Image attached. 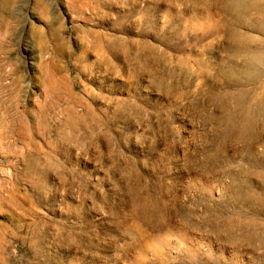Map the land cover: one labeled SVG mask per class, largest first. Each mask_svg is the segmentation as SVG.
I'll use <instances>...</instances> for the list:
<instances>
[{
  "label": "rangeland",
  "instance_id": "1",
  "mask_svg": "<svg viewBox=\"0 0 264 264\" xmlns=\"http://www.w3.org/2000/svg\"><path fill=\"white\" fill-rule=\"evenodd\" d=\"M0 264H264V0H0Z\"/></svg>",
  "mask_w": 264,
  "mask_h": 264
}]
</instances>
